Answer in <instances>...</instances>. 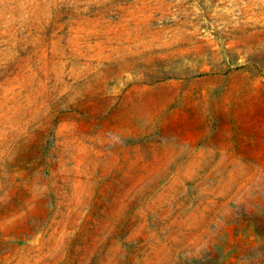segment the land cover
Wrapping results in <instances>:
<instances>
[{
  "label": "rangeland",
  "instance_id": "obj_1",
  "mask_svg": "<svg viewBox=\"0 0 264 264\" xmlns=\"http://www.w3.org/2000/svg\"><path fill=\"white\" fill-rule=\"evenodd\" d=\"M0 264H264V0H0Z\"/></svg>",
  "mask_w": 264,
  "mask_h": 264
}]
</instances>
